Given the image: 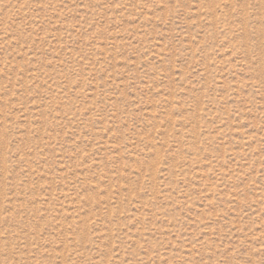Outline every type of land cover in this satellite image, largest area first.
Returning <instances> with one entry per match:
<instances>
[{"label":"rangeland","instance_id":"obj_1","mask_svg":"<svg viewBox=\"0 0 264 264\" xmlns=\"http://www.w3.org/2000/svg\"><path fill=\"white\" fill-rule=\"evenodd\" d=\"M0 264H264V0H0Z\"/></svg>","mask_w":264,"mask_h":264}]
</instances>
